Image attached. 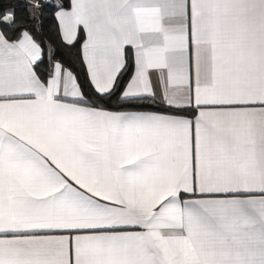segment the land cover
<instances>
[{"label": "snow or ice", "instance_id": "1", "mask_svg": "<svg viewBox=\"0 0 264 264\" xmlns=\"http://www.w3.org/2000/svg\"><path fill=\"white\" fill-rule=\"evenodd\" d=\"M0 264H264V0H0Z\"/></svg>", "mask_w": 264, "mask_h": 264}]
</instances>
